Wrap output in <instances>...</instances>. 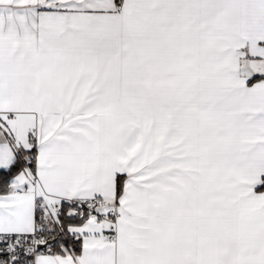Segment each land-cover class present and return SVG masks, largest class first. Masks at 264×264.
Returning <instances> with one entry per match:
<instances>
[{
	"label": "snow or ice",
	"instance_id": "6c2138e0",
	"mask_svg": "<svg viewBox=\"0 0 264 264\" xmlns=\"http://www.w3.org/2000/svg\"><path fill=\"white\" fill-rule=\"evenodd\" d=\"M0 264H264V0H0Z\"/></svg>",
	"mask_w": 264,
	"mask_h": 264
}]
</instances>
